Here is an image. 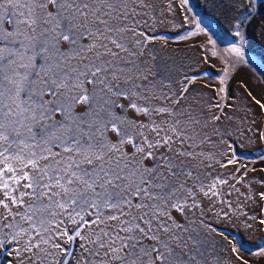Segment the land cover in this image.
I'll return each mask as SVG.
<instances>
[{
	"label": "snow or ice",
	"instance_id": "1",
	"mask_svg": "<svg viewBox=\"0 0 264 264\" xmlns=\"http://www.w3.org/2000/svg\"><path fill=\"white\" fill-rule=\"evenodd\" d=\"M154 11V0H0V245L15 244L19 264H210L203 202L228 184L214 165L237 162L217 159L236 117L154 71ZM60 239L79 240V254Z\"/></svg>",
	"mask_w": 264,
	"mask_h": 264
},
{
	"label": "rangeland",
	"instance_id": "2",
	"mask_svg": "<svg viewBox=\"0 0 264 264\" xmlns=\"http://www.w3.org/2000/svg\"><path fill=\"white\" fill-rule=\"evenodd\" d=\"M154 3L153 26L147 33L157 38L149 47L155 46L160 53L154 71L186 84L192 80L189 92H204L202 102L219 101L225 105L224 112L236 117L235 130L230 128L231 135L219 145L217 159L227 164L234 157L237 162L227 168L214 165L213 174L226 178L228 184L218 185L219 199L203 202L201 231L210 241L207 259L210 264H239L231 252L236 247L249 264H264V225L259 222L264 219V200L259 197L264 192V139L258 134L264 131V111L248 97L251 92L264 100V0H188L183 7L181 0ZM197 22L203 31L196 28ZM232 47L240 48L243 56L230 53ZM225 69L226 94L218 92ZM230 185H234L232 194L226 195ZM219 200L230 201L231 207ZM212 201H216L214 207H210ZM72 227L69 225L70 235ZM57 242L68 247L71 254H79V240L70 245L63 239ZM0 264H19L11 241L0 245ZM69 264H73L71 256Z\"/></svg>",
	"mask_w": 264,
	"mask_h": 264
}]
</instances>
